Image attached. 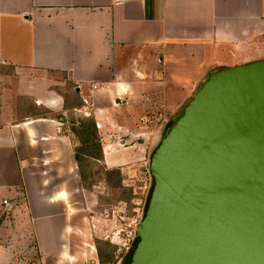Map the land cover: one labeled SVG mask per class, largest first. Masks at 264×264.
Here are the masks:
<instances>
[{
    "label": "crops",
    "instance_id": "1",
    "mask_svg": "<svg viewBox=\"0 0 264 264\" xmlns=\"http://www.w3.org/2000/svg\"><path fill=\"white\" fill-rule=\"evenodd\" d=\"M263 58L264 0H0V264H95L92 211L211 74Z\"/></svg>",
    "mask_w": 264,
    "mask_h": 264
},
{
    "label": "water",
    "instance_id": "2",
    "mask_svg": "<svg viewBox=\"0 0 264 264\" xmlns=\"http://www.w3.org/2000/svg\"><path fill=\"white\" fill-rule=\"evenodd\" d=\"M150 173L130 264H264V58L203 82Z\"/></svg>",
    "mask_w": 264,
    "mask_h": 264
},
{
    "label": "built area",
    "instance_id": "3",
    "mask_svg": "<svg viewBox=\"0 0 264 264\" xmlns=\"http://www.w3.org/2000/svg\"><path fill=\"white\" fill-rule=\"evenodd\" d=\"M146 161L147 159L143 162L146 165V173L148 177L152 179L150 161L148 164L145 163ZM151 188L152 182L147 189V195L144 196V204L141 212L135 209L134 211L136 214L126 223H122V221H124V216L121 214L124 212L125 202H119V208H116V210L112 209L110 212L106 206L98 211H92V215L89 217V225L93 236L97 239H109L111 242L114 241L118 245V250L122 252V257L128 254L137 239L136 228L145 214ZM4 204H7L6 200H4ZM95 264H99V262L97 261Z\"/></svg>",
    "mask_w": 264,
    "mask_h": 264
},
{
    "label": "rangeland",
    "instance_id": "4",
    "mask_svg": "<svg viewBox=\"0 0 264 264\" xmlns=\"http://www.w3.org/2000/svg\"><path fill=\"white\" fill-rule=\"evenodd\" d=\"M158 144L159 142L157 143V145ZM150 158L148 157L145 163L148 164L150 161ZM137 165L138 166H136L135 164L133 168H131L132 170L129 173L127 174L125 173L123 175V178H124L123 184L125 188H131L132 190V195L129 198V200H115V201H112L111 203H108L109 205H106V208H108L110 212V210L112 209L116 210V208H119L120 206L119 202H125L124 212L121 213L122 216H124V221H122V223L128 222L129 219H131L136 214L134 211L135 209H138L139 210L138 212H141V209L143 208V204H144V196L147 195V189L149 187V184H151V182L153 183V179L149 178L146 173V165L144 163L141 164L140 167L138 163ZM96 191H97V188H94V192ZM114 231H115V227H114ZM96 240H101L103 242L101 243V246L103 248L108 245L106 247V250L109 251L111 259L108 262H106V264H120L121 263L122 252L118 250V245L114 241L111 242L109 239H105V240L96 239ZM27 261L28 260L26 259V262ZM94 261L95 263L98 261L99 264H101L100 260L96 258Z\"/></svg>",
    "mask_w": 264,
    "mask_h": 264
},
{
    "label": "trees",
    "instance_id": "5",
    "mask_svg": "<svg viewBox=\"0 0 264 264\" xmlns=\"http://www.w3.org/2000/svg\"><path fill=\"white\" fill-rule=\"evenodd\" d=\"M93 125V128H94V123L90 124V126ZM85 149H87V153L98 159L100 156H101V147H100V142H99V139H98V136L96 134H93L92 135V138H88V140L85 141ZM78 160L79 161H82V158H79L77 156ZM85 160H88L87 158ZM84 160V161H85ZM83 162V161H82ZM81 162V164H82ZM92 176V174H91ZM114 177H117L118 181L120 180V177L118 175V172H115V173H108L107 176H106V180H107V183H112V180H115ZM94 181V180H92ZM153 185V183H152ZM118 187L119 189L117 188V190L115 191V198H118V199H123V200H129V198L131 197L132 195V190L131 188H125V187H121L120 184H118ZM115 188L112 186V191L114 190ZM151 192V190H150ZM150 196V194H149ZM149 200V198H148ZM148 204V203H147ZM138 241V237L133 245V248L130 250V252L128 253V255L126 256L123 264H130V259H131V254L136 246V243ZM96 243H97V247H98V255H99V260H100V263L101 264H106V262H108L110 259H111V256H110V253L108 250H106V247H102L101 246V243H103L101 240H96Z\"/></svg>",
    "mask_w": 264,
    "mask_h": 264
},
{
    "label": "flooded vegetation",
    "instance_id": "6",
    "mask_svg": "<svg viewBox=\"0 0 264 264\" xmlns=\"http://www.w3.org/2000/svg\"><path fill=\"white\" fill-rule=\"evenodd\" d=\"M127 255H128V254H125V255L122 257V259H121V263H120V264H123V262H124V260H125V258H126Z\"/></svg>",
    "mask_w": 264,
    "mask_h": 264
}]
</instances>
